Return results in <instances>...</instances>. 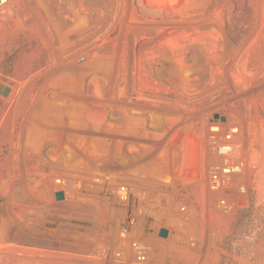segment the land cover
Masks as SVG:
<instances>
[{"label":"rangeland","instance_id":"374dc122","mask_svg":"<svg viewBox=\"0 0 264 264\" xmlns=\"http://www.w3.org/2000/svg\"><path fill=\"white\" fill-rule=\"evenodd\" d=\"M0 83V264H264V0H0Z\"/></svg>","mask_w":264,"mask_h":264},{"label":"water","instance_id":"95a60500","mask_svg":"<svg viewBox=\"0 0 264 264\" xmlns=\"http://www.w3.org/2000/svg\"><path fill=\"white\" fill-rule=\"evenodd\" d=\"M11 89L4 84L0 83V93L4 96H8L10 93ZM58 200H62L64 198L63 193H58L57 195ZM169 235V230L167 229H162L161 231V237L167 238Z\"/></svg>","mask_w":264,"mask_h":264}]
</instances>
